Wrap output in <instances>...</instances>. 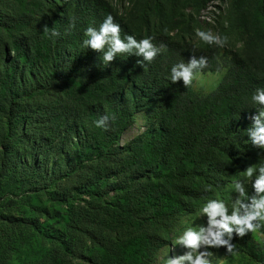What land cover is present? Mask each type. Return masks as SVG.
I'll use <instances>...</instances> for the list:
<instances>
[{
  "label": "trees",
  "instance_id": "obj_1",
  "mask_svg": "<svg viewBox=\"0 0 264 264\" xmlns=\"http://www.w3.org/2000/svg\"><path fill=\"white\" fill-rule=\"evenodd\" d=\"M160 2L159 18L172 10V0ZM232 9L243 54L220 57L216 45L155 36L152 43L165 50L151 64L141 68V58L130 54L102 67L100 53L80 48L84 29L112 14L122 36L147 38L149 16H141L134 33L130 18L118 16L108 0H0V49L14 53L0 69V113L8 119L2 161L27 142L38 165L49 153L65 162L53 165L51 180L75 167L79 177L89 174L63 202L94 246L86 264H153L174 223L219 194L260 147L245 129L255 111L250 96L264 88V0H232ZM34 16L41 18L36 29ZM45 28L60 35L49 38ZM201 55L207 59L201 73L227 69L207 96L168 79L173 64ZM156 103L150 139L121 150L118 141ZM101 115L111 118L106 130L93 124ZM77 197L82 205L74 210ZM239 241L250 254H263L247 235Z\"/></svg>",
  "mask_w": 264,
  "mask_h": 264
},
{
  "label": "rangeland",
  "instance_id": "obj_2",
  "mask_svg": "<svg viewBox=\"0 0 264 264\" xmlns=\"http://www.w3.org/2000/svg\"><path fill=\"white\" fill-rule=\"evenodd\" d=\"M16 1L21 0H12ZM108 1L118 16L130 18L129 23L134 28V33L141 31V16H149L150 29L143 32L147 38L169 36L176 41L200 45L204 42L195 36V32L200 30L226 37V43L217 46L220 57H230L235 52L243 54L245 51V44L236 27L232 0H172V10L160 18L156 13V7L162 4L161 0ZM40 20L41 18L34 16L32 27L38 28ZM9 55H14L12 50H8L6 54L0 49V69L3 67L5 56ZM226 72L227 69L223 68L217 72L200 73L190 86L199 95L207 96L219 87ZM1 92L0 85V94ZM159 105L160 103L151 105L136 117V123L117 143L121 150H125L132 143L146 142L150 139L151 125L148 117L154 120L159 115ZM7 120L5 114L0 113V264L88 263L94 246L81 233L76 218L66 209L63 202L70 193L75 192L80 182L89 177V174H82L79 177L75 167L67 171L66 175L57 174L51 180L50 172L53 165L55 164L58 169L65 162L57 163L61 158L59 156L55 158L53 153H49V157L38 165L37 150L27 142L22 143L17 153L4 165L2 139L7 133ZM50 138L55 141L57 139L55 136ZM75 143L72 141L65 153L72 151ZM53 145L52 143L49 151ZM254 152L253 157L245 162L242 170L223 190L208 199H221L230 203L236 196L234 181L241 183L247 181L246 194L253 195L251 180L259 173L254 170L251 178H245L242 173L247 167L255 168L264 160V147H259ZM72 201L74 210L82 205L78 197ZM198 215L199 210L184 214L174 223L170 230V243L159 250L153 264H165L167 256L179 255L185 251L181 246L174 245L175 238L184 228H196L203 224L206 218L203 215L197 218ZM247 236L264 250V229L259 234ZM239 240L233 236L236 255L226 254L223 247L210 249L213 253V264H264V251L263 254L254 256Z\"/></svg>",
  "mask_w": 264,
  "mask_h": 264
},
{
  "label": "clouds",
  "instance_id": "obj_3",
  "mask_svg": "<svg viewBox=\"0 0 264 264\" xmlns=\"http://www.w3.org/2000/svg\"><path fill=\"white\" fill-rule=\"evenodd\" d=\"M71 26V25H70ZM45 35L55 38L60 33L55 28H45ZM84 39L80 48H90L100 53L101 66H107L114 58L135 55L140 57L136 63L144 68L165 50L164 45L157 47L152 38L137 39L134 35H121V25L114 21L112 14L104 16L98 27L88 26L83 32ZM195 36L208 45L223 46L226 37L210 32L197 30ZM207 59L190 56L187 62H177L169 69L168 79L171 83L182 81L189 87L201 71L206 68ZM250 102L255 111L248 117L251 127L245 129L247 140L253 145L264 147V88H257L250 96ZM110 117L101 115L93 121L98 129H107ZM259 175L251 180L253 195L247 196V181H234L236 196L230 203L221 199H207L199 209V215L206 219L199 227H186L176 238L174 245H179L185 251L179 255L166 257L165 264H213V253L210 249L224 248L226 254L236 255V244L233 236L241 239L248 234H259L264 229V160L258 165L247 167L242 175L251 178L253 172ZM194 224V220L192 221Z\"/></svg>",
  "mask_w": 264,
  "mask_h": 264
}]
</instances>
